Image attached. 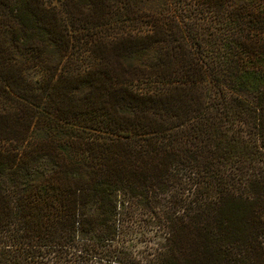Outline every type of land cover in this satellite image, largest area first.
Returning <instances> with one entry per match:
<instances>
[{"label":"trees","instance_id":"1","mask_svg":"<svg viewBox=\"0 0 264 264\" xmlns=\"http://www.w3.org/2000/svg\"><path fill=\"white\" fill-rule=\"evenodd\" d=\"M0 264H264V0H0Z\"/></svg>","mask_w":264,"mask_h":264},{"label":"rangeland","instance_id":"2","mask_svg":"<svg viewBox=\"0 0 264 264\" xmlns=\"http://www.w3.org/2000/svg\"><path fill=\"white\" fill-rule=\"evenodd\" d=\"M149 224H148V222L147 223H144V224H142V226H145V227H147ZM153 234H150L149 236H148V238H151V236H152Z\"/></svg>","mask_w":264,"mask_h":264}]
</instances>
